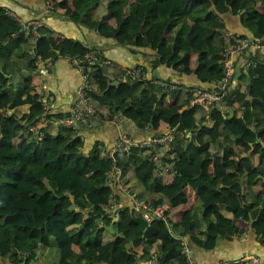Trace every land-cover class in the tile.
<instances>
[{"label": "trees", "instance_id": "obj_1", "mask_svg": "<svg viewBox=\"0 0 264 264\" xmlns=\"http://www.w3.org/2000/svg\"><path fill=\"white\" fill-rule=\"evenodd\" d=\"M45 1L73 22L103 37L113 34L118 44L141 50L151 70L162 64L193 74L196 85L209 88L218 86L224 74L223 50L234 41L223 13L239 10L249 31L241 37L264 36V0ZM38 32L34 44V35L17 30L15 17L0 7V264L3 258L44 264L47 249L53 248L58 258L50 264H139L151 254L155 264H183V242L212 247L243 231L234 218L250 221L264 244V61L248 75L236 73L245 90L229 87L224 106L211 102L207 109L190 105L191 93L171 87L170 77H162L165 85L156 81L161 77L155 72L150 78L127 77L112 84L109 72L90 68L84 95L96 117L127 118L147 130V136L163 132V125L172 128L166 153L177 172L168 180L153 173L146 146L113 153L122 176L133 175L143 184L136 191L139 197L150 203L165 199L172 208L181 205L176 218L146 220L128 202L114 210L109 207L112 189L104 165L110 155L101 141L78 161L74 152L83 145L78 129L36 124L40 117L64 116L45 111L34 91L32 73L38 59L97 50L78 38L55 36L44 24ZM236 62L239 71L242 59ZM124 72L119 68L112 75L116 80ZM147 99L153 101L150 109ZM257 182L256 194L252 186ZM187 188L195 194L190 207ZM168 230L174 237L158 240V234ZM106 233L118 236V241L105 238Z\"/></svg>", "mask_w": 264, "mask_h": 264}, {"label": "crops", "instance_id": "obj_2", "mask_svg": "<svg viewBox=\"0 0 264 264\" xmlns=\"http://www.w3.org/2000/svg\"><path fill=\"white\" fill-rule=\"evenodd\" d=\"M49 3L50 6H47ZM0 7L11 10L14 14L29 19L38 17L42 23L52 29L55 36H71L82 40L88 47H95L102 56L104 62L100 65L105 71L109 72L111 83H117L119 79H114L113 72L119 68L134 67L141 65L146 67L147 73L155 72L162 77H170L173 80L182 83L195 84L193 74H183L172 70L165 65H158L151 70L150 59H148L139 49L132 50L131 46L120 45L116 42L113 34L103 37L97 33L95 29H87L73 22L63 12L55 10L49 1L45 0H0ZM239 10L232 9L222 14L225 22L227 34H245L249 31L242 25L239 18ZM71 56L67 54L55 55L48 59H38L37 67L32 73V84L34 91L40 95L41 99L49 102L48 112L54 114L65 115L72 110L73 102L77 98V90L80 86V74L75 65L71 61ZM117 64V65H116ZM193 65V64H192ZM124 80V79H123ZM101 88V87H100ZM98 89V88H97ZM153 105L151 99L146 100V109H150ZM26 106H22V111ZM54 118V117H53ZM44 117H40L36 122L37 125L51 123L55 126L53 120L43 121ZM88 124H79L78 132L83 138V145L75 149V156L81 161L86 155L89 148L95 141H101L105 148L109 149L113 146L118 135L122 133L130 134L135 138L147 136L149 132L142 131L137 128L133 121L124 117H112L103 119L94 115L88 116ZM57 126V125H56ZM167 126L163 125L166 131ZM51 129H54L51 127ZM173 173L162 175L168 180ZM129 185L137 192L143 189V184L139 182L133 175L127 176ZM260 184L257 182L252 186L256 194L259 192ZM189 199L186 206H192L195 202V194L191 188H187ZM251 193V190H249ZM155 193L154 196H158ZM128 198L119 190H114V204L116 207L126 204ZM181 205L171 209L170 217L176 218L180 216ZM222 212L232 217V213L222 208ZM262 219L263 216L261 215ZM234 223L243 229L241 233L233 235L231 238H221L217 243L208 247V245L198 246L192 242L188 243L190 247V255L192 258L203 264L224 263L229 260H242L245 256L256 254L259 257V264H264V244L260 241L255 231L250 225V221L234 218ZM171 239L174 237L171 230L158 234V240L161 238ZM110 238L117 239L118 236L111 235ZM118 241V239H117ZM159 242V241H158ZM140 250V246H135ZM48 250V249H47ZM46 251V249H45ZM47 252V251H46ZM44 258V256H42ZM1 264H22L13 263L7 258L1 260ZM171 264H179L174 261Z\"/></svg>", "mask_w": 264, "mask_h": 264}, {"label": "built area", "instance_id": "obj_3", "mask_svg": "<svg viewBox=\"0 0 264 264\" xmlns=\"http://www.w3.org/2000/svg\"><path fill=\"white\" fill-rule=\"evenodd\" d=\"M47 6H50L49 3ZM8 12L17 20V30H22L26 34L32 33L34 35V44L40 33L38 27L42 25V21L38 17H32L29 19L22 18L14 14L11 10ZM230 38L234 41L232 44L226 46L223 50L224 53V74L217 81L216 87L209 88L201 85H189L182 84L180 81L174 80L170 83L173 88L187 91L191 93L192 98L189 102L190 105L203 106L208 108V103H215L216 105L223 107L225 96L227 95L228 88H237L240 91L245 90V83L239 81L236 73L249 74V71L255 67L258 61H264V36L259 38H251L249 36L241 37L238 34H230ZM71 56V61L77 68L80 74V86L77 90V98L73 102L72 110L60 118H52L51 120L58 125L72 127L78 129L79 124H88V116L95 115V107L88 102L84 95V88L87 86V80L89 77L90 68L92 66H100L103 59H101V53L98 50L90 48L88 52L82 56H76L72 53H67ZM242 59L239 64V71L236 70V60ZM117 65V64H116ZM151 75L141 65L125 68V72L120 76L121 79L127 77L146 79ZM159 84H168L162 78L156 80ZM100 89V87H98ZM45 111L49 109V102L47 100H41ZM238 113L240 110L238 109ZM47 121V119H43ZM173 139L172 128H168L166 131L155 133L143 138H133L132 136L122 133L118 135L115 143L109 149V160L104 165L105 174L107 176V183L111 187L112 192L108 198V205L111 210L116 208L114 204V190L117 189L121 193L127 196V206L134 210H139L142 217L146 220L163 219L167 220L171 213L170 203L163 199L157 203H150L147 199L139 197L137 192L129 185L127 179L122 176L120 166H117L113 153L117 149H129L132 146H146L149 148L148 157L152 162V169L154 174L164 175L167 173H176L177 167L175 161L168 157L166 151L168 144ZM119 207V205H118ZM182 255L185 257L183 264H203L196 262L190 255V247L186 242H183ZM242 260L247 264H259V257L256 254H250L245 256ZM155 255L151 254L149 257L140 260L139 264H155ZM181 264V263H179ZM216 264H223L221 262Z\"/></svg>", "mask_w": 264, "mask_h": 264}, {"label": "rangeland", "instance_id": "obj_4", "mask_svg": "<svg viewBox=\"0 0 264 264\" xmlns=\"http://www.w3.org/2000/svg\"><path fill=\"white\" fill-rule=\"evenodd\" d=\"M21 112V110L19 111ZM111 235L109 234H105V238L108 239V237H110ZM58 258V251L53 248V249H48L47 250V261L44 262V264H50L52 261L56 260ZM44 258L40 257V263H42V260ZM32 263V262H31Z\"/></svg>", "mask_w": 264, "mask_h": 264}, {"label": "water", "instance_id": "obj_5", "mask_svg": "<svg viewBox=\"0 0 264 264\" xmlns=\"http://www.w3.org/2000/svg\"><path fill=\"white\" fill-rule=\"evenodd\" d=\"M29 73H30V71H27V70H22L21 71V74H29ZM5 75H7V74H5ZM13 78H14V80H18L20 78V74L14 76ZM107 229H111V224L107 226Z\"/></svg>", "mask_w": 264, "mask_h": 264}]
</instances>
